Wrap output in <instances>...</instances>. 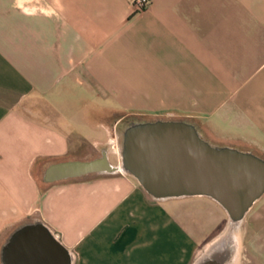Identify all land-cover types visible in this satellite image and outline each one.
<instances>
[{
	"label": "crops",
	"instance_id": "crops-1",
	"mask_svg": "<svg viewBox=\"0 0 264 264\" xmlns=\"http://www.w3.org/2000/svg\"><path fill=\"white\" fill-rule=\"evenodd\" d=\"M129 116L264 159V0H0V248L40 221L70 264L192 263L226 214L210 197L156 199L119 168L44 179L102 154L118 167ZM258 199L246 245L264 264Z\"/></svg>",
	"mask_w": 264,
	"mask_h": 264
},
{
	"label": "water",
	"instance_id": "water-1",
	"mask_svg": "<svg viewBox=\"0 0 264 264\" xmlns=\"http://www.w3.org/2000/svg\"><path fill=\"white\" fill-rule=\"evenodd\" d=\"M120 163L104 154L89 161H66L45 169L46 181L121 169L156 199L204 195L241 221L264 191V159L244 150L212 145L184 120L136 121L122 132ZM227 250L207 249L191 264H225ZM68 250L40 221L23 222L0 248L1 264H70Z\"/></svg>",
	"mask_w": 264,
	"mask_h": 264
},
{
	"label": "rangeland",
	"instance_id": "rangeland-1",
	"mask_svg": "<svg viewBox=\"0 0 264 264\" xmlns=\"http://www.w3.org/2000/svg\"><path fill=\"white\" fill-rule=\"evenodd\" d=\"M140 119L141 118L138 116L125 117L121 122H119L117 125H115L114 131L116 133H121V132H123L124 128L127 125H129L130 123L136 122V121H141ZM164 119H167V118H164ZM259 210H260V200L258 199L252 205V207L247 211V213L243 216V218L241 219V221L239 223V232H238L239 233V242H238V250H237V253L235 255L236 256L235 264L236 263L237 264H260L259 255L258 256L251 255L250 248H248L246 245V235H249V237H250L249 231H250L252 225H258L259 224ZM222 212H224V211L222 210ZM224 214H225V212H224ZM223 217L224 218L222 219L221 232H219V234H217L214 238H212L211 240L205 242L204 244H202V246H200L201 248L198 251V253L196 254L195 259H197L200 255H202L206 251L207 245L224 231V229L227 225V222H228V217L226 214ZM233 257H234V255H233Z\"/></svg>",
	"mask_w": 264,
	"mask_h": 264
},
{
	"label": "bare ground",
	"instance_id": "bare-ground-1",
	"mask_svg": "<svg viewBox=\"0 0 264 264\" xmlns=\"http://www.w3.org/2000/svg\"><path fill=\"white\" fill-rule=\"evenodd\" d=\"M239 223L240 221L235 222V223H229L228 221L224 231L219 236H217L213 241H211L206 247V250L210 248H218L219 250H227L228 257L226 259L225 264H235V261H236L235 255L238 250V242H239V233H238Z\"/></svg>",
	"mask_w": 264,
	"mask_h": 264
},
{
	"label": "built area",
	"instance_id": "built-area-1",
	"mask_svg": "<svg viewBox=\"0 0 264 264\" xmlns=\"http://www.w3.org/2000/svg\"><path fill=\"white\" fill-rule=\"evenodd\" d=\"M149 0H129L132 11H140L148 6Z\"/></svg>",
	"mask_w": 264,
	"mask_h": 264
}]
</instances>
